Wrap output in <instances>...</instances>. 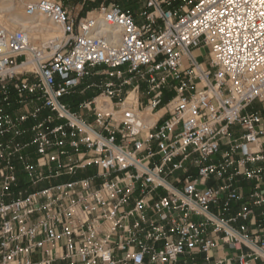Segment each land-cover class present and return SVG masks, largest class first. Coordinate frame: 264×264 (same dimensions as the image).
Instances as JSON below:
<instances>
[{"label":"built area","instance_id":"built-area-1","mask_svg":"<svg viewBox=\"0 0 264 264\" xmlns=\"http://www.w3.org/2000/svg\"><path fill=\"white\" fill-rule=\"evenodd\" d=\"M11 1L60 35L0 24V264H180L217 246L210 228L238 254L207 264L264 263V0H145L144 23L110 0L85 13L68 0ZM88 77L99 82L80 92H99L73 110L61 99ZM12 92L42 106L14 118ZM91 165L100 183L29 188Z\"/></svg>","mask_w":264,"mask_h":264},{"label":"rangeland","instance_id":"rangeland-1","mask_svg":"<svg viewBox=\"0 0 264 264\" xmlns=\"http://www.w3.org/2000/svg\"><path fill=\"white\" fill-rule=\"evenodd\" d=\"M105 1L106 0H104V2ZM177 1H179V0H177ZM67 2L73 6H75L79 3L82 5H85V8H84L85 12L93 9L94 5L96 4L95 3L96 1H93V0H68ZM106 2H108V0ZM117 2L126 8H130L131 11L136 15L137 22H139V23L146 22L145 17L138 13V8L140 9V7L145 3V0H117ZM180 2L181 1L177 2V4H179ZM17 7L19 8L20 12L24 13V8L22 5H17ZM35 38H41V37H40V35H37V36H35ZM209 51H210V47H204L201 50H197L196 55L200 61L207 62ZM119 69L125 70L126 66L120 67ZM32 80H34L33 77H32ZM94 82H99V77H88V78H86L81 87L77 88V90L75 92H71L70 94L65 95L61 99V101L63 103L68 104L69 106H71L73 110H79L82 102H84L87 99L92 98L95 94H97L99 92V89L95 88V87H88V88H86L85 92H80L81 89H83L87 86V84L94 83ZM146 87H147V84L143 83V89H146ZM173 94L174 93H172V92L166 91L164 102L169 100L173 96ZM41 106H42L41 100H38L37 97H34V96L28 94L27 92L24 93V95L22 97L17 96L14 92H12L11 93V105L6 106L5 108H6V110L11 112V114L13 115L14 118H19L22 115L26 114L27 110L33 111V110H36V108H39ZM259 109H262V105L259 103V101H256L250 106L248 111L252 112L255 110H259ZM58 122H60V121H58ZM4 139H6V138H4ZM221 155H222V152L214 154L208 160L207 163L219 162L221 160ZM193 156L195 159L192 157L193 160L189 159L184 164V167L186 166V168H188L187 169L188 174H192L195 172L196 156L195 155H193ZM158 159L159 158L156 157L154 159V161H157ZM177 160L178 159H176L175 161H177ZM176 175L184 176L185 172H184V170H180V171L176 172V174L174 176H176ZM172 179H174V177H170V180H172ZM55 182L56 181L54 180L53 183H55ZM48 184H49L48 181H45V183H43L41 186H46Z\"/></svg>","mask_w":264,"mask_h":264},{"label":"crops","instance_id":"crops-1","mask_svg":"<svg viewBox=\"0 0 264 264\" xmlns=\"http://www.w3.org/2000/svg\"><path fill=\"white\" fill-rule=\"evenodd\" d=\"M93 1H96L95 5L93 8H96L98 7L101 3L104 2V0H93ZM111 2H116L118 3L116 0H111ZM119 4V3H118ZM73 6V5H72ZM76 8L79 10L81 7H82V4H77L75 5ZM144 6V4L140 7V9ZM84 8H85V5H84ZM138 8V10H140ZM83 13H85V10L83 11ZM92 98L90 99H87V100H91ZM76 111H80V110H76ZM83 113H86L85 111ZM49 112L48 110H44L43 111V115H48ZM92 119V118H91ZM31 123L33 122H26L25 123V126H29ZM82 155L84 156H87V155H91V153L89 152H84ZM82 155H80V157H82ZM76 158V157H75ZM99 172V169L96 165H91V166H88L87 168L85 169H77L76 171V174H73V175H68V174H65V175H61V176H52L50 177V179L48 180V185H52V184H55V183H59V182H66V181H71V180H75L77 178H82V177H94V181L95 183H100L103 179L102 177H98L97 176V173ZM177 178H182L184 176H180V175H176ZM54 180L56 181L55 183ZM174 182L177 183V181H175L176 179H172ZM44 182H40L38 184H33L32 186H29L30 190H35V189H39L41 187H44V186H41ZM164 190L162 189H159L157 192H155L153 194V196H149V201L152 203L154 202L158 195L160 194H164ZM135 195L137 196L138 195V192L135 193ZM129 208V207H128ZM235 212V210H232L230 213L233 214ZM40 216L42 217L43 215L40 214ZM39 219V214H35L33 216V220H37ZM248 229H249V232L250 234H255V231H256V226L254 224H252V222H248ZM58 230H61V228L59 227ZM208 235L213 237L216 242H217V246L213 249H211L209 252L205 253V252H202V253H198V254H195V255H188L186 257H183L179 260V263L180 264H207V261H206V258L207 257H210L211 259H219V258H229V257H234L236 254H238V251L235 250L231 245L229 244H226L222 241L221 239V236L217 233H214L211 228L210 230H208ZM65 243V239L61 242V245H64ZM48 247L46 246L45 249H47ZM45 249L38 252L37 254H35L33 256V259H40L42 256H43V251L45 252ZM243 252H247L249 253L250 250L248 247L244 246L243 247ZM254 264H264L263 262H261L260 260L259 261H256L254 262Z\"/></svg>","mask_w":264,"mask_h":264},{"label":"bare ground","instance_id":"bare-ground-1","mask_svg":"<svg viewBox=\"0 0 264 264\" xmlns=\"http://www.w3.org/2000/svg\"><path fill=\"white\" fill-rule=\"evenodd\" d=\"M0 24L11 29L27 30L33 38L37 35H40L41 39L60 35V30L49 20L44 17L37 18L26 16L25 13L20 12L17 5L11 0H0ZM132 98L133 92H130L129 99ZM97 102L98 108L102 110H107L112 106L111 99L107 98L105 95L99 96ZM163 112L164 110L158 114H151L148 112V123L153 124Z\"/></svg>","mask_w":264,"mask_h":264},{"label":"trees","instance_id":"trees-1","mask_svg":"<svg viewBox=\"0 0 264 264\" xmlns=\"http://www.w3.org/2000/svg\"><path fill=\"white\" fill-rule=\"evenodd\" d=\"M117 1V0H116ZM248 190V188L247 187H245V191H247Z\"/></svg>","mask_w":264,"mask_h":264}]
</instances>
